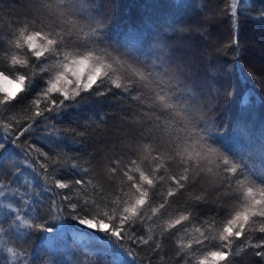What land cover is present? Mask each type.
Here are the masks:
<instances>
[{
  "label": "snow or ice",
  "instance_id": "6c2138e0",
  "mask_svg": "<svg viewBox=\"0 0 264 264\" xmlns=\"http://www.w3.org/2000/svg\"><path fill=\"white\" fill-rule=\"evenodd\" d=\"M21 9L9 19L20 29L9 40L16 49L40 57L67 40L99 54L65 52L62 71L30 100L43 78L25 69L27 56L10 51L20 69L0 71V264H64L57 225L66 221L79 226L72 264H264V141L243 153L220 135L215 89L176 56L193 46L168 29L147 46L141 33L112 35L109 13L95 14L90 0H27ZM237 10L230 0L219 12L231 13L233 29ZM103 103L123 107L116 131L96 141L108 114L82 113Z\"/></svg>",
  "mask_w": 264,
  "mask_h": 264
},
{
  "label": "trees",
  "instance_id": "16d2710c",
  "mask_svg": "<svg viewBox=\"0 0 264 264\" xmlns=\"http://www.w3.org/2000/svg\"><path fill=\"white\" fill-rule=\"evenodd\" d=\"M27 0H0V23L9 24L14 13L22 11L21 5ZM105 7L110 15L109 30L112 35H124L129 31L145 36V45L154 31L168 29L172 41L191 44L201 60L198 83L211 85L215 91L213 107L214 117L220 128V135L227 136L234 146L246 153L250 141H264V0H238L237 26H231V13L219 15L228 8L230 0H96ZM191 28L190 33L178 34L171 28ZM186 36L187 39H181ZM236 44H232V38ZM43 81L35 82L36 88L42 87ZM115 103L90 104L84 107L82 115L98 113L108 114L107 128L100 126L96 141L110 138L119 125L121 112ZM72 111V110H70ZM75 112L73 111V115ZM70 124L71 119L62 122ZM82 123V122H81ZM249 133V138L240 136V129ZM247 158V157H246ZM250 163H261L253 158ZM46 211V208H45ZM71 225L72 228L67 226ZM65 239L59 242L63 248L64 264H72L80 256L79 242L72 240V230L79 226L74 221H66L63 225ZM38 234L30 242L33 248L38 246ZM101 235V234H94ZM100 245L94 242L89 245L93 249L89 255L95 259V249ZM171 248V245H169ZM46 258L41 253L40 259ZM111 259V257H109Z\"/></svg>",
  "mask_w": 264,
  "mask_h": 264
},
{
  "label": "clouds",
  "instance_id": "9594fccd",
  "mask_svg": "<svg viewBox=\"0 0 264 264\" xmlns=\"http://www.w3.org/2000/svg\"><path fill=\"white\" fill-rule=\"evenodd\" d=\"M94 8V12L97 15L106 14V9L96 2V0H90ZM102 18V15H101ZM23 27H28V25H22ZM41 26L37 23L34 28H29V32H38L40 31ZM19 28L15 29L13 32L12 25L0 23V71H5L9 75L13 71L20 69V65H13L10 58V51H17L29 58L30 63L25 65V69H31L35 65V71L43 78V87H47L48 81L50 79L54 80L57 73L62 71L58 68V63L64 59V53H72L77 57L91 53L92 55H98L99 53L94 52L90 47H88L83 41L79 42H69L65 41L64 43H58L55 50L49 49L42 56L37 57L33 54V51L24 47L22 49H16L14 45L9 44V40L17 39L16 33L19 32ZM47 29H45L46 31ZM41 44H44L45 41L41 40ZM182 50L176 52L177 58L184 60L189 63L192 67L193 76L198 77L201 68L200 56L193 49H187L181 46ZM69 79L72 77L69 75ZM75 87V84L72 85ZM27 89L25 88V91Z\"/></svg>",
  "mask_w": 264,
  "mask_h": 264
}]
</instances>
